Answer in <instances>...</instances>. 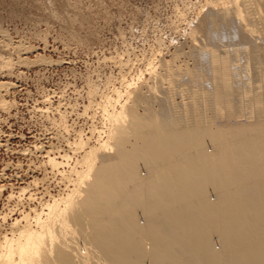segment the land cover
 Returning <instances> with one entry per match:
<instances>
[{
  "label": "bare ground",
  "instance_id": "1",
  "mask_svg": "<svg viewBox=\"0 0 264 264\" xmlns=\"http://www.w3.org/2000/svg\"><path fill=\"white\" fill-rule=\"evenodd\" d=\"M192 25L189 51L155 56L147 79L141 71L149 94L133 96L138 88L123 75L125 90L111 86L100 96L106 126L90 127L94 145L80 131L73 144L66 139L74 156L35 146L45 169L69 184L63 196L44 189L47 201L28 191L37 179L8 196L40 206L17 204L5 228L1 219L0 264H264V95L241 85L239 70L244 57L254 81L264 82V0L207 1ZM217 38L240 48L219 49ZM9 87L0 82V94Z\"/></svg>",
  "mask_w": 264,
  "mask_h": 264
},
{
  "label": "rangeland",
  "instance_id": "2",
  "mask_svg": "<svg viewBox=\"0 0 264 264\" xmlns=\"http://www.w3.org/2000/svg\"><path fill=\"white\" fill-rule=\"evenodd\" d=\"M207 1L211 0H0V82L10 85L8 91L0 94L6 102L5 107L0 108V225L5 215L4 228L16 218L9 210L17 204L25 208L40 206V200L30 202L27 196L21 201L7 200L11 193H18L36 179L41 184L31 186L32 191H28L36 192L37 198L49 200L48 196H42L44 189L54 196L66 193L67 178L58 172L49 173L43 164L45 154L38 152L35 146L43 145L46 150L55 146L61 155L67 152L74 156L72 148L76 147L70 148L66 139L73 144L80 131L85 139L91 136L89 145H94L98 135L93 137L90 127L102 130L106 126L98 107L102 102L100 96L108 94L111 86L125 90L120 84L124 76L132 84L133 92L138 88L133 96L139 91L149 94L148 89H144L145 83L138 82L141 71L147 79V64L155 56V62L170 61L175 54H183H177L178 48L189 51L185 47L192 46L189 33L195 29L191 23L197 8L199 10ZM183 17L186 20L182 21ZM221 39L215 42L219 49H229L228 44L230 49L240 48L236 43ZM261 41L256 39L258 43ZM17 49H21L20 52ZM19 56L28 64H19ZM1 59L6 60L5 63L10 61V70L4 68ZM243 59L240 58L242 67L239 65L244 76L241 85L251 91L259 88L264 95V82L254 81L253 69L249 66L246 69ZM160 69L156 70L160 72ZM158 86L155 88L159 93L162 89L159 83ZM47 99L51 105L49 102L42 105ZM175 101L182 100L177 97ZM43 106L53 108L42 114L39 108ZM152 106L159 109L158 101ZM54 108L60 113H54ZM164 109L160 113L163 114ZM139 111L142 112V108ZM208 112L209 117L214 116L212 111ZM223 118L215 117L216 124L225 121ZM239 119V123L244 122V118ZM130 147L127 145L128 149ZM70 164L73 165V160ZM68 167L64 165L59 171H66ZM143 169L144 166L139 165L138 170Z\"/></svg>",
  "mask_w": 264,
  "mask_h": 264
}]
</instances>
